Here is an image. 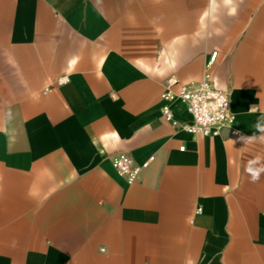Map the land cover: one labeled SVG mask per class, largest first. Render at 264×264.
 <instances>
[{
	"label": "crops",
	"instance_id": "1",
	"mask_svg": "<svg viewBox=\"0 0 264 264\" xmlns=\"http://www.w3.org/2000/svg\"><path fill=\"white\" fill-rule=\"evenodd\" d=\"M213 52L208 136L163 94ZM258 123L264 0H0V264H264Z\"/></svg>",
	"mask_w": 264,
	"mask_h": 264
},
{
	"label": "built area",
	"instance_id": "2",
	"mask_svg": "<svg viewBox=\"0 0 264 264\" xmlns=\"http://www.w3.org/2000/svg\"><path fill=\"white\" fill-rule=\"evenodd\" d=\"M217 55L218 52L212 53L206 73L201 81L183 85L178 95L171 90H167L163 94L164 99H173L178 96L186 104L193 117V123L186 126V129L195 134L218 135L224 127L230 126L234 120L230 93L217 89L209 72V68L215 62ZM163 112L167 118H171L170 108L167 105L164 106ZM113 166L129 183H134L142 170V166L126 154L115 156Z\"/></svg>",
	"mask_w": 264,
	"mask_h": 264
},
{
	"label": "clouds",
	"instance_id": "3",
	"mask_svg": "<svg viewBox=\"0 0 264 264\" xmlns=\"http://www.w3.org/2000/svg\"><path fill=\"white\" fill-rule=\"evenodd\" d=\"M233 11H235V9H233ZM256 128L258 130L264 132V124L258 123L256 125ZM240 139L243 140V142H244L245 140L254 139V137H244V136H241ZM260 139H261L262 142H264V137H261ZM259 177H260V174L259 173H252L251 174V179H252L253 182L257 181L259 179Z\"/></svg>",
	"mask_w": 264,
	"mask_h": 264
}]
</instances>
